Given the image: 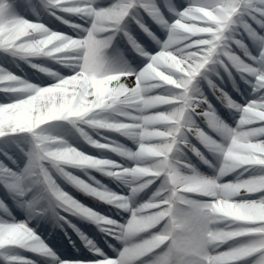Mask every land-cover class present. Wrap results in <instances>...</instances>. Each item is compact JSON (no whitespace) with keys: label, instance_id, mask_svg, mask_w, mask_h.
<instances>
[{"label":"snow or ice","instance_id":"obj_1","mask_svg":"<svg viewBox=\"0 0 264 264\" xmlns=\"http://www.w3.org/2000/svg\"><path fill=\"white\" fill-rule=\"evenodd\" d=\"M48 18L65 27L49 26ZM128 20L157 48L131 35ZM177 32L184 39L177 41ZM121 34L141 58L135 67L110 55ZM17 61L49 82L17 75ZM225 76L247 99L237 102L221 87ZM200 81L238 115L234 127L217 114ZM0 94L3 264H36L17 249L54 264H264V0H0ZM73 135L125 163L81 151L66 138ZM192 157L213 174L199 171ZM70 168L85 175L96 170L128 193L91 176L86 182ZM57 175L129 218L121 223L87 208L60 187ZM53 207L91 221L120 247L105 239L110 256L74 228L92 256L60 260L28 224ZM12 208L27 219L17 220Z\"/></svg>","mask_w":264,"mask_h":264},{"label":"bare ground","instance_id":"obj_2","mask_svg":"<svg viewBox=\"0 0 264 264\" xmlns=\"http://www.w3.org/2000/svg\"><path fill=\"white\" fill-rule=\"evenodd\" d=\"M111 2V0H99V3L100 4H106V3H110ZM50 19V23H49V26H52V27H55L54 25H52V24H55L56 23V21L55 20H53L52 18H49ZM164 30V29H163ZM165 31V30H164ZM35 63H39V64H41V63H45V64H48V65H51L52 67H57V66H53L50 62H47V61H43V60H40V59H37V60H35L34 61ZM17 64L19 65V66H17L16 64H14L13 66H12V68H13V70H15V72L17 73V74H19V76H22V77H24V78H26V79H28V80H31V81H33V82H35V83H38V82H44V81H46V79H45V77L44 76H42L40 73H38L37 72V74L34 72V69L33 68H31L28 64H26V63H24V62H22V61H17ZM44 75V74H43ZM46 78H47V81L50 79L48 76H46ZM46 81V82H47ZM0 95H2V94H0ZM244 97H245V99H247V95L245 94L244 95ZM234 117H236L237 119H239V117H238V115L237 114H235L234 113ZM234 127V126H233ZM57 129V131L59 132H63V129L62 128H56ZM89 132H90V134L91 135H96L94 132H91V130H89ZM216 137L219 139V137L217 136V134H216ZM79 139H81L80 137H79ZM81 141H83L82 139H81ZM84 142V141H83ZM25 147H26V145H25ZM80 150L81 151H85L86 153H88V154H90V155H93V156H103V157H105V156H109V153H107V152H105V153H101V152H98L96 149H94V148H90V146H88V144H83V146L80 148ZM209 159L211 160L212 159V157L210 156L209 157ZM209 170L211 171V173H212V169H210L209 168ZM213 174V173H212ZM229 176H231L232 177V179H233V176L232 175H229ZM147 200V199H146ZM139 202H143V201H139ZM53 208H55V207H53ZM18 209V211H21V212H23V213H25L24 212V210H22V209H19V208H17ZM58 210H60L61 212H64L62 209H60V208H58ZM65 213V215H67V217H69V218H71L72 220H75V219H77L76 217L78 216V215H73V214H71V213H69V212H64ZM55 215V214H54ZM37 221H40L41 222V224L42 225H48V227H51V228H62V227H65L64 226V222H62V220L61 219H59V217L58 216H56L55 218L53 217H51V215L50 214H48V212H47V214H45L44 216H43V218H39ZM16 251H19L20 252V254H26V253H28L27 251H20L19 249H17ZM59 252H56L55 253V256L56 257H58V258H60L61 256H63V255H67L66 253L65 254H58ZM0 264H3V261L2 260H0ZM36 264H54V262L53 261H51L50 259H48V258H38L37 259V262H36Z\"/></svg>","mask_w":264,"mask_h":264},{"label":"rangeland","instance_id":"obj_3","mask_svg":"<svg viewBox=\"0 0 264 264\" xmlns=\"http://www.w3.org/2000/svg\"><path fill=\"white\" fill-rule=\"evenodd\" d=\"M173 3L174 4H183V3H186V0H175V1H173ZM169 15H171V14H168L167 13V15L166 16H169ZM132 28L134 29V30H137L138 28L137 27H134V26H132ZM139 30V29H138ZM167 37H166V35H165V32L164 31H162V30H160V33H159V39H161V40H163V39H166ZM109 52H110V55H112L113 57H123L124 58V56H123V54L124 53H128L129 52V48L128 47H126L125 49H123V50H121V51H119V50H116V49H113V46L111 45V47H110V50H109ZM39 64V63H38ZM42 65H44V66H47V67H49V68H51L52 70H56V71H59V67L57 66V67H52L51 65H48V64H45V63H41ZM34 72L37 74V72L38 73H40L39 71H37V70H35L34 69ZM17 74V73H16ZM42 76H44L45 77V79H46V81H47V78H46V74H44V73H40ZM44 74V75H43ZM17 75H19V74H17ZM31 81V80H30ZM46 81H45V83H46ZM31 82H33V81H31ZM47 82H49V80L47 81ZM33 83H35V82H33ZM239 94V93H238ZM242 101V100H241ZM236 120H238V119H235V117L233 116V114H231L230 115V117H229V120L227 121V124H229L230 126H234L235 125V121ZM225 122H226V120H225ZM55 131L56 132H58L57 131V129H55ZM60 132V131H59ZM60 133H63V132H60ZM102 135V134H101ZM104 135V134H103ZM74 136V135H73ZM214 138H216L215 136H213ZM66 138H68L69 139V142L71 143L72 141H73V137L71 136V137H66ZM121 140H122V142H120V141H118L119 143H122V144H124L126 147H129V148H131L132 150H136V148L137 147H135V144L133 145L132 143V141H128V139L127 138H125V137H119ZM114 139V138H113ZM116 161V160H115ZM117 161H119L118 159H117ZM81 170V169H80ZM71 172L74 174V173H77L76 174V176L77 177H79V178H81V179H84L86 182H88V177L89 176H91V177H93L96 181H99L101 184H103L106 188H107V186L103 183L104 181H103V178L105 177L102 173H100V172H98V171H96V170H87V172H88V174L87 175H85V177H82V176H79V174H82L83 175V173H85V170H81V172L80 173H78L79 172V170L78 169H72L71 170ZM57 177H58V175H57ZM103 177V178H102ZM56 178V177H55ZM56 180H57V178H56ZM114 180V179H113ZM114 181H116V180H114ZM57 183L59 184V182L57 181ZM115 184L117 185V190H113L112 188H111V186L109 185V187L107 188V189H109V190H111V191H113V192H117V193H121V194H126L127 192H128V190H126V189H123V184L122 183H120L119 181H117V182H115ZM60 185V187H61V184H59ZM63 190H64V188H62ZM0 191H2V190H0ZM65 191V190H64ZM78 191H80V192H83V191H81V190H78ZM147 191V190H146ZM66 192V191H65ZM126 192V193H125ZM9 203V205H10V208H11V204H10V202H8ZM122 210L120 211V210H118V215L120 216V217H122ZM12 215L13 216H15L16 217V219L17 220H25V219H27V216H26V214L25 213H23V212H19L18 214H14L13 212H12ZM129 217H126L125 219H123L121 222H126V220L128 219ZM32 220V219H31ZM29 222H30V220L28 221V224H29ZM29 227H31V225L29 224ZM32 228V227H31ZM114 245V247H115V244H113ZM23 256H24V254H22Z\"/></svg>","mask_w":264,"mask_h":264},{"label":"clouds","instance_id":"obj_4","mask_svg":"<svg viewBox=\"0 0 264 264\" xmlns=\"http://www.w3.org/2000/svg\"><path fill=\"white\" fill-rule=\"evenodd\" d=\"M175 39H176L177 41H180V40L184 39V36H183L182 33L177 32V33H176V36H175ZM242 118H243V117H241V119H242ZM239 195L244 196V195H246V193H239ZM117 242L120 243L121 241H117Z\"/></svg>","mask_w":264,"mask_h":264}]
</instances>
